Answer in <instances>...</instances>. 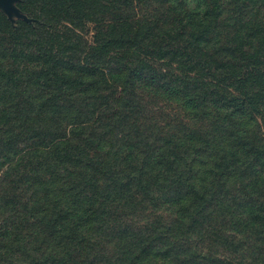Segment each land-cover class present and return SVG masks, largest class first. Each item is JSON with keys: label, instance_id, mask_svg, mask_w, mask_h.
Wrapping results in <instances>:
<instances>
[{"label": "trees", "instance_id": "obj_1", "mask_svg": "<svg viewBox=\"0 0 264 264\" xmlns=\"http://www.w3.org/2000/svg\"><path fill=\"white\" fill-rule=\"evenodd\" d=\"M19 8L0 264H264V0Z\"/></svg>", "mask_w": 264, "mask_h": 264}, {"label": "water", "instance_id": "obj_2", "mask_svg": "<svg viewBox=\"0 0 264 264\" xmlns=\"http://www.w3.org/2000/svg\"><path fill=\"white\" fill-rule=\"evenodd\" d=\"M19 0H0V10H2L10 19L15 23L16 19H23L27 22H32L33 19L29 18L18 6Z\"/></svg>", "mask_w": 264, "mask_h": 264}, {"label": "rangeland", "instance_id": "obj_3", "mask_svg": "<svg viewBox=\"0 0 264 264\" xmlns=\"http://www.w3.org/2000/svg\"><path fill=\"white\" fill-rule=\"evenodd\" d=\"M23 0H19V2L17 3V6L19 7V3H21ZM0 12H2L3 14H5L2 10H0ZM6 15V14H5ZM6 17L8 18V16L6 15ZM9 19V18H8ZM10 20V19H9ZM19 20L18 18L16 19V21ZM15 21V23H16ZM14 23V24H15Z\"/></svg>", "mask_w": 264, "mask_h": 264}]
</instances>
